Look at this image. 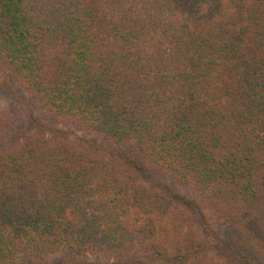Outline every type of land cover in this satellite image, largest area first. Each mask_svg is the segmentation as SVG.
Returning <instances> with one entry per match:
<instances>
[{"label": "trees", "instance_id": "trees-1", "mask_svg": "<svg viewBox=\"0 0 264 264\" xmlns=\"http://www.w3.org/2000/svg\"><path fill=\"white\" fill-rule=\"evenodd\" d=\"M0 72V264H264V0H0Z\"/></svg>", "mask_w": 264, "mask_h": 264}, {"label": "rangeland", "instance_id": "rangeland-1", "mask_svg": "<svg viewBox=\"0 0 264 264\" xmlns=\"http://www.w3.org/2000/svg\"><path fill=\"white\" fill-rule=\"evenodd\" d=\"M0 102L5 106L6 110L10 108L15 109V114L9 113L10 117L15 119L17 114L21 115L25 119L24 128L31 125L30 115L34 118L42 121L44 126L52 127L53 129H66L64 124H59L54 119L48 117H41L39 113L33 111L31 105L28 102V96L24 93L22 88L11 83L9 79L0 72ZM14 111V110H10ZM32 112V113H31ZM195 229V240L194 242L199 243L200 241H208L211 243L210 249H216L220 246L224 239V229L220 226L218 217L208 211L203 217L199 218L194 224ZM214 256H218L214 254ZM55 264H62V260L57 258L54 261Z\"/></svg>", "mask_w": 264, "mask_h": 264}]
</instances>
